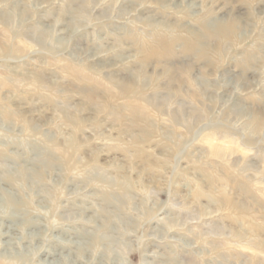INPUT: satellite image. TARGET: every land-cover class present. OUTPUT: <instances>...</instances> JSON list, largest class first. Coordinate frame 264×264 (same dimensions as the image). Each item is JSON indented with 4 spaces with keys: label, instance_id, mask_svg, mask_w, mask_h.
<instances>
[{
    "label": "rangeland",
    "instance_id": "374dc122",
    "mask_svg": "<svg viewBox=\"0 0 264 264\" xmlns=\"http://www.w3.org/2000/svg\"><path fill=\"white\" fill-rule=\"evenodd\" d=\"M0 264H264V0H0Z\"/></svg>",
    "mask_w": 264,
    "mask_h": 264
},
{
    "label": "bare ground",
    "instance_id": "6f19581e",
    "mask_svg": "<svg viewBox=\"0 0 264 264\" xmlns=\"http://www.w3.org/2000/svg\"><path fill=\"white\" fill-rule=\"evenodd\" d=\"M146 4V3H145ZM228 40V39H227ZM203 41V40H202ZM205 43H206V41H205ZM200 50V49H199ZM206 54V53H205ZM127 81V80H126ZM128 107H129V105H128ZM147 109V108H146Z\"/></svg>",
    "mask_w": 264,
    "mask_h": 264
}]
</instances>
